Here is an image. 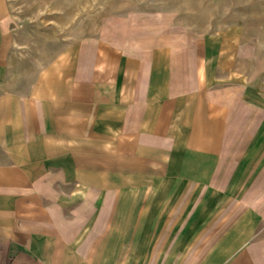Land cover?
I'll return each mask as SVG.
<instances>
[{"label":"rangeland","instance_id":"1","mask_svg":"<svg viewBox=\"0 0 264 264\" xmlns=\"http://www.w3.org/2000/svg\"><path fill=\"white\" fill-rule=\"evenodd\" d=\"M8 2L40 81L62 54L94 49L113 71L121 65L127 85L148 79L156 90L143 118L153 112L150 127L159 122V154L144 140L128 154L70 155L66 163L79 162L80 178L94 174L98 188L121 185L111 193L105 263L264 264V0ZM191 102L211 119L222 158L212 184L180 182L167 168ZM71 194L61 200L68 214Z\"/></svg>","mask_w":264,"mask_h":264},{"label":"crops","instance_id":"2","mask_svg":"<svg viewBox=\"0 0 264 264\" xmlns=\"http://www.w3.org/2000/svg\"><path fill=\"white\" fill-rule=\"evenodd\" d=\"M10 10L0 0V264H106L111 193L121 185L98 188L94 174L80 178L79 162L66 163L70 155L128 154L130 144L144 140L159 154V122L150 127L153 112L143 118L156 90L143 84L148 79L127 85L121 65L113 71L94 49L71 51L40 81V63L18 37ZM198 105L191 102L184 140H174L167 168L180 182L212 184L222 158L211 119ZM71 191L68 214L64 196Z\"/></svg>","mask_w":264,"mask_h":264},{"label":"bare ground","instance_id":"3","mask_svg":"<svg viewBox=\"0 0 264 264\" xmlns=\"http://www.w3.org/2000/svg\"><path fill=\"white\" fill-rule=\"evenodd\" d=\"M65 56H66V54H65V53H64V54H62V55H61V58H60V60H62V59L65 57ZM60 60H59V61H60ZM59 61H58V62H59ZM58 62H57V64H58ZM57 64H56V65H57Z\"/></svg>","mask_w":264,"mask_h":264}]
</instances>
